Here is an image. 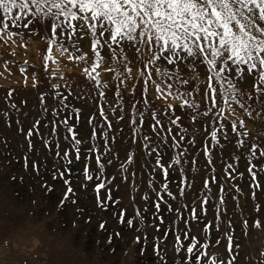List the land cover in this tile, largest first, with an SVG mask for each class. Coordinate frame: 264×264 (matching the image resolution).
<instances>
[{
  "label": "rangeland",
  "instance_id": "374dc122",
  "mask_svg": "<svg viewBox=\"0 0 264 264\" xmlns=\"http://www.w3.org/2000/svg\"><path fill=\"white\" fill-rule=\"evenodd\" d=\"M47 33L50 36V27L38 28V34L33 35L30 39L25 36L23 40L15 38L14 44L9 41L7 44L0 41V244L3 243L5 237H10L9 233L25 228L31 224L34 227L43 225L41 240L44 247L37 249V252L32 255L21 256L13 252H8L6 249L0 250V264H126L124 254L127 249L134 245V260L133 264H164L154 256L153 247L155 239L158 237L162 241L161 249H166L167 264H176L179 260L183 264L186 257V252L181 251L179 255L175 252V234L181 236V241L184 248L191 243L195 237L199 243H209L207 249L209 253L208 260L213 256L217 257L220 264H228V261L235 258V264H256V259H259V254L264 252V230H258L251 227L256 219H260L264 223V175L258 174V180L261 183L260 190L256 191V200L252 198L253 189L250 186L249 173L247 171L248 161L244 158V153L250 146L253 138L256 142L264 147V115L257 116L253 113V117L249 119L242 110L237 108L236 116L245 121V128L238 131H246L248 142L244 148L237 149L236 135L231 130V119L225 113V119L222 121L225 128L224 132L227 138L220 137V145H214V142L209 137L211 124L210 118H197L195 122L190 121V113L187 110H181L179 107L180 101L171 98L157 100L155 92L149 87L147 98L152 105V108L163 110L166 104H172L177 116L181 117V125L189 129L185 141L181 145L182 148H187V163H183V167L187 174V179L191 182V187H186L183 199L178 195L180 173L176 167L170 169L169 172V187L171 191L177 195V202L188 204L187 211L181 209L184 213V218L178 221V224L173 225L171 230L167 232L165 239V231L168 229L170 222L175 218L174 213L167 212V206L161 204V211L158 216H164V224H160L157 219L152 221V214L155 212L154 201H156V191L159 190V183L162 182V176L159 171H156L155 179L150 187V174L152 173V165L155 163V153L151 157L147 156L142 148L139 137L136 142L131 138L132 126L130 125L131 118V102L140 100L141 104L137 105V109L142 107L144 99L143 81L137 78L138 67H142L137 63L134 48H125L126 54L132 61L133 68L132 80L128 81L127 86L121 88V93L124 97V119L117 121L116 117L110 114L107 104L115 107V102L118 97L115 95L117 81L114 79V74L108 70V64H104L98 69L101 82L108 84L107 89H103L105 97L99 96L100 89H97L94 83H90L83 72L84 64L76 60L70 59L68 56H60L53 49V57L57 64L49 62V69L55 68L56 75L64 76V79L52 78L48 79V73L45 72L43 57L46 54L48 45L43 37ZM8 38L5 37V40ZM26 43L27 48H21L19 45ZM81 51L87 54L88 62H93V53L91 51V38L84 36L79 40ZM108 50L104 49L102 56L107 57ZM27 61V64H25ZM5 62L8 63V68L4 67ZM26 67L27 72L21 73L20 68ZM171 67V66H170ZM181 72L187 76L191 73L183 65ZM197 72L201 74L203 79L206 75V66H198ZM36 74V87H33V74ZM25 75L27 76V86H25ZM240 83L242 89L254 93L253 84L254 77H246ZM133 83L136 84L135 95H133ZM59 84V91L68 96L69 105H74L76 108L82 109L80 119L77 121L75 116L70 120V124L75 126V131L78 133V139L83 141L81 145V159L75 160V152L70 142L64 140L65 129L57 120L56 137L59 139V152L63 156L65 150H69L72 159V164L68 165L70 172H66L63 179L70 180V185L74 197L69 195V200L63 206L59 202L63 199L68 185L63 183V180L56 174V179H53V174L57 169L64 171V160L56 159V137L52 135L51 123L46 126L45 119L41 116L43 106H47L49 111L44 115L50 122L53 117L52 110L57 106V101L52 98L50 85ZM198 84L197 81L190 82L189 90ZM13 90L11 100L7 99V93ZM204 87H200L198 102L202 103ZM72 93L69 95V93ZM48 93L44 97V105L42 106L40 96ZM195 95V94H194ZM80 97V99H77ZM107 100V104L105 101ZM14 102L20 111L9 107V103ZM22 102H26L22 103ZM97 105L104 106L105 113L108 115L109 121L112 122V131L109 132L111 138L115 135V140L109 141V148H104L103 142L99 141V151L103 155L105 163L104 176L111 183H106V188L101 190L100 199L104 201L111 189L112 200L108 202L107 210L97 206L94 186L98 181L95 178L92 181H87L84 176L85 169V149H88L93 143H97L100 129L97 128V140L91 139L92 127L88 123L90 116H95L94 123H99L101 117ZM258 107V105H257ZM9 114V118L4 116V113ZM26 114V115H25ZM120 109H116V116H119ZM150 116V114H149ZM64 116L60 115L59 119ZM162 122L166 124V120L160 117ZM36 119H40L39 130L42 136L52 140L50 146L45 147L43 140L38 139L35 132L32 137L33 147L29 152L26 133L32 127ZM17 120L21 122L23 133L20 132L17 125ZM153 121L146 118L143 130L153 136L155 133L151 131L150 125ZM239 122L237 121V124ZM122 129V130H121ZM166 130V128H165ZM194 130V131H193ZM178 129L173 127L172 135H176ZM187 137L195 140V145L188 144ZM243 139L244 137H240ZM179 139V136H177ZM7 141L3 143L2 141ZM171 137L168 139V144H171ZM207 144L209 146V154L212 157L211 163L203 151ZM29 156L28 167H24L23 157ZM96 153H91V160L88 162L89 171L97 168L95 161ZM172 156V151L164 146L163 160L166 162ZM235 156H240L237 161ZM111 159L112 163L107 164V160ZM133 160L129 163V160ZM195 159V164L192 163ZM35 160L39 168V174L32 168V161ZM256 164H264V158L256 160ZM228 164H233L234 168H227ZM121 165L127 169L126 173L122 172ZM133 173L135 175H133ZM173 173H175L173 175ZM239 174H243V179L239 178ZM16 179L13 180L12 177ZM215 177V183H212V178ZM126 177V179L124 178ZM232 177H236L232 179ZM21 178L23 183H21ZM209 181L211 187V200L205 206L206 213L201 215V201L204 196L208 195L204 187L205 179ZM43 183H47L53 188L51 193H47L41 187ZM86 185V188L83 187ZM239 187L240 191L237 190ZM155 189V191L153 190ZM222 189V191H221ZM147 195L149 199L145 201L143 196ZM75 198L77 203L71 204V200ZM168 197L165 196V200ZM223 199L224 204L220 205L219 200ZM119 200V203H113ZM35 201V203H33ZM177 202L172 203L173 209L176 208ZM215 202V206H214ZM261 205V211L255 212V205ZM197 210V219H191V207ZM147 206V213L144 212ZM216 207L221 210L216 212ZM76 208H81L83 211L77 212ZM137 208L144 217L145 225L142 232L134 230L135 225L139 221L134 222V228H127V219L136 215ZM123 211L125 214V224H119V214ZM116 213L114 216L113 213ZM248 219L249 228H243V220ZM187 221V224L185 223ZM228 221H231L232 228L228 229ZM105 222V229H99L98 225ZM211 224L209 229L210 240L206 239L205 226ZM219 227V232L215 229ZM159 228V231H157ZM234 233L233 251H227V238L220 236V233L225 231ZM119 231L120 237L115 233ZM187 233L188 239L184 240V233ZM147 235L146 254L140 256V250L144 246V235ZM109 235L112 236V243L108 244ZM141 236V243H134L135 236ZM218 245V246H217ZM115 249V253H112ZM194 259V258H193Z\"/></svg>",
  "mask_w": 264,
  "mask_h": 264
},
{
  "label": "snow or ice",
  "instance_id": "6c2138e0",
  "mask_svg": "<svg viewBox=\"0 0 264 264\" xmlns=\"http://www.w3.org/2000/svg\"><path fill=\"white\" fill-rule=\"evenodd\" d=\"M50 27V36L45 33L43 39L47 43L48 48L43 57L45 72L48 73V79L52 78L64 79V76L56 75L55 68L49 69V62L57 64L53 57V49L60 56H68L70 59L76 60L84 64L83 72L90 83H94L97 89H100L99 96L105 97L103 89L108 88L106 82H101L98 69L102 65L108 64V70L114 74V79L118 82L115 95L118 97L115 102V107L107 104L110 114L115 116L117 121L124 119V104L121 88L127 86L128 81L132 80L133 68L132 61L126 54L125 48H134L136 60L142 67H138L137 78L143 81V92L145 94L142 101V107L137 109V105L141 104L140 100L131 102V118L130 125L132 126L131 138L135 143L139 137L142 148L146 155L151 157L155 153V163L152 165V173L150 174V187L155 179V172L159 171L162 176V182L159 183V190L156 191V201H154L155 212L152 214L153 223L158 219L160 224H164V216H158L161 211V204L167 206L168 213H174V219L170 222L168 229L165 231V239L167 232L171 230L173 225L178 224V221L184 218L185 211L188 210V204L177 202V195L174 194L169 185L172 183L169 180L170 169L176 167L180 173L179 192L178 195L183 199L186 187H191V182L187 179V174L183 167V163H187V148H182L181 145L186 139L189 129L182 126L181 117L177 116L172 104H166L163 110L152 108L147 93L149 87L154 90L157 100L171 98L180 101L179 107L181 110H187L190 113V121L195 122L197 118H210L211 131L209 132L210 139L214 145H220V137L227 138V134L223 131L225 128L222 121L225 119V113L231 119V130L236 135L237 149L244 148L248 142L249 134L246 131H238L245 128V121L236 116L237 108L242 110L245 115L251 119L253 113L257 116L264 115V0H0V41L7 44L13 42L15 38L23 40L25 36L29 39L38 34V28ZM84 36L91 38V51L93 53V62L90 64L87 59V54L81 51L79 40ZM5 37L8 39L5 40ZM19 47L26 49L27 44L21 43ZM104 49L108 50L107 57L102 56ZM8 63L5 62L4 67L8 68ZM27 64V61H25ZM183 65L190 75L185 76L181 72ZM171 66V67H170ZM198 66H206V75L201 78V74L197 72ZM21 73H26L27 68L21 67ZM246 77H254L253 92L242 89L240 83ZM27 76L25 75V86H27ZM197 81L198 84L189 90L190 82ZM36 74H33V87H36ZM204 87L202 103L198 102L200 87ZM55 91L51 93L52 98L57 101V106L52 110L53 119L49 122L44 115L49 109L44 105V97L48 93L41 94L40 100L42 104L41 116L45 119L46 126L51 123L52 135L56 137L57 120L65 129L64 140L70 142L75 152V160L78 162L81 159V145L83 141L78 139V133L75 131V126L70 124V120L75 116L76 120L80 119L82 109L76 108L74 105L67 103L68 96L60 92L59 84L50 85ZM136 84L133 83V95H135ZM72 93L70 92L69 95ZM195 94V95H194ZM13 90L7 93V99L11 100ZM80 99V97H77ZM25 103L26 102H22ZM258 105V107H257ZM9 107L20 111L14 102L9 103ZM101 120L99 123H94L95 116L88 118V123L92 127L91 139L97 140V128L100 129L97 143H93L88 149H85V169L84 176L87 181H92L94 178L98 183L94 186L97 206L107 210L108 202L112 200L111 189L104 201L100 199L102 189L106 188V183H111L106 180L105 163L103 155L99 151V141L103 142L104 148L111 151L109 141L115 140V135L109 137V132L112 131V122L109 121L108 115L105 113L104 106L97 105ZM120 109V115L116 116V109ZM150 114V116H149ZM26 115V114H25ZM63 115V119L59 116ZM6 118H9L7 112L4 113ZM160 117L165 118L166 124L162 122ZM146 118H150L153 123L150 125L151 131L155 133L153 136L147 134L143 130V125ZM237 121L239 122L237 124ZM17 125L20 132L23 133L21 122L17 120ZM40 119H36L32 127L28 129L26 139L28 141L29 152L33 147L32 137L35 135L38 139L43 140L45 147L51 152L52 140H49L41 135ZM173 127L178 129L176 135H172ZM166 128V130H165ZM122 130V129H121ZM194 131V130H193ZM179 136V139H177ZM171 137V144H168V139ZM240 137H244L241 139ZM188 144L195 145V140L187 137ZM7 143V141H2ZM167 145L172 151V156L168 161L163 160L164 146ZM56 159L64 160V171L56 170L53 174V179H56V174L63 180L65 185H68L63 199L60 200V206H63L69 200V195H76L70 185V180L63 179L66 172H70L68 165L72 164V159L69 158V150H65L63 156L59 152V139L56 137ZM203 151L211 163L212 157L209 154V146L205 144ZM91 153H96L95 161L97 168L89 171L88 162L91 160ZM244 158L248 161L247 171L249 173L250 186L253 189L252 198L256 200V191L260 190L261 183L258 180V174L264 175V164L254 163L260 158H264V147H261L256 139L253 138L250 146L244 153ZM235 160H239L240 156H235ZM24 167H28L29 156L26 154L23 157ZM132 163L133 160H129ZM112 160H107V164H111ZM195 164V159L192 161ZM32 168L39 174V168L35 160L32 161ZM122 172L126 173L127 169L121 165ZM227 168H234L233 164H228ZM175 173H173L174 175ZM133 175H135L133 173ZM126 179V177H124ZM236 177H232L235 179ZM239 178L243 179V174H239ZM16 179L15 176L12 177ZM21 183L23 179L21 178ZM212 183H215V177L212 178ZM47 193H51L53 188L47 183L41 185ZM83 187L86 188V185ZM208 195L204 196L201 201V215L206 213V205L211 200V187L209 181L205 179L204 184ZM155 191V189H153ZM237 190L240 191L239 187ZM222 191V189H221ZM165 196L168 197L165 200ZM147 201L149 197L143 196ZM177 202L176 208L173 209L172 203ZM35 203V201H33ZM76 199L71 200V204L75 205ZM113 203H119V200ZM219 204L223 205L224 200L220 199ZM215 206V202H214ZM216 212H220V208L216 207ZM77 212L83 211L81 208H76ZM147 206L144 212L147 213ZM261 211V205L256 203L255 212ZM115 216L116 213L114 212ZM191 219H197V210L194 205L191 207ZM139 221L135 225L134 222ZM187 224V221H185ZM119 224H125V214L123 211L119 214ZM144 217L137 208L136 215L127 219V228L136 232H142L146 227ZM243 228H249L248 219L243 220ZM99 229H105V222L98 225ZM251 227L264 230V223L260 219H256ZM211 224L205 226L206 239L210 240L209 229ZM232 228L231 221H228V229ZM219 232V227L215 229ZM159 231V228H157ZM12 233H9L11 236ZM117 237L121 233H115ZM226 237L227 251H233L234 233L225 231L217 237ZM9 237H5L6 242ZM144 246L141 248L139 255L142 257L146 254L147 235L144 237ZM188 235L184 233V240L187 241ZM160 238H156L153 247L154 256L159 261L167 264L166 249H161ZM108 244L112 243V236L109 235ZM134 243H141V236L136 235ZM218 246V245H217ZM175 252L177 255L181 251L186 252V259L183 264H220L217 257L213 256L208 260L209 253L207 249L210 244L199 243L195 237L186 249L181 241V236L175 234ZM115 253V249L111 250ZM127 255V251L124 253ZM260 258L256 259V264H264V252L259 254ZM194 258V259H193ZM176 264H180L177 260ZM228 264H235V258L228 261Z\"/></svg>",
  "mask_w": 264,
  "mask_h": 264
},
{
  "label": "clouds",
  "instance_id": "9594fccd",
  "mask_svg": "<svg viewBox=\"0 0 264 264\" xmlns=\"http://www.w3.org/2000/svg\"><path fill=\"white\" fill-rule=\"evenodd\" d=\"M43 232V225L33 226L27 225L15 231L5 242L0 244V250L6 249L8 252H15L18 255L32 256L37 252V249L44 247L41 234ZM134 260V245L132 248L127 249L125 257L126 264H133Z\"/></svg>",
  "mask_w": 264,
  "mask_h": 264
}]
</instances>
